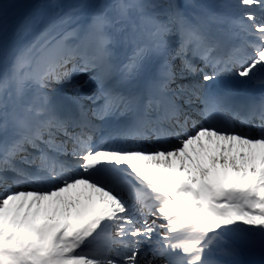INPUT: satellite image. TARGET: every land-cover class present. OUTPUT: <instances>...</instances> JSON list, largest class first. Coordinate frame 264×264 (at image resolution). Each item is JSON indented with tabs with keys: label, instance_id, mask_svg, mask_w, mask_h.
<instances>
[{
	"label": "snow or ice",
	"instance_id": "obj_1",
	"mask_svg": "<svg viewBox=\"0 0 264 264\" xmlns=\"http://www.w3.org/2000/svg\"><path fill=\"white\" fill-rule=\"evenodd\" d=\"M44 7L0 69V264H264V0Z\"/></svg>",
	"mask_w": 264,
	"mask_h": 264
},
{
	"label": "bare ground",
	"instance_id": "obj_2",
	"mask_svg": "<svg viewBox=\"0 0 264 264\" xmlns=\"http://www.w3.org/2000/svg\"><path fill=\"white\" fill-rule=\"evenodd\" d=\"M58 1H60L59 3L65 7L71 6L79 2V0H63V1L56 0V2ZM219 1L221 0H217L215 5H217ZM15 2L22 5V7L18 10V14L15 20L10 24V26L13 25L17 26L16 27L17 32L14 33L13 31L8 30L6 37L0 35V69H2L3 67L5 51L11 53L14 49H18V48L22 49L26 45H28L48 25L49 17L51 15L50 10L45 9L44 5L51 3L52 0H15ZM204 6L206 5L202 3V5L197 11L194 12L188 11L187 14L189 15L200 14L203 11H205ZM117 39H119V37ZM121 47L122 46L119 45V50H121ZM114 50L116 52V49ZM53 89L57 91L61 88L58 84H55L53 86ZM25 95H26V99L33 100L38 96V92L37 90L32 92L30 90L29 91L26 90ZM85 103H87V101H85ZM36 104L37 105L39 104L38 99H36ZM193 119L199 122L198 116H194ZM104 134H105L104 136H106L107 132ZM93 138L96 140H101V138L100 137L98 138L96 134L93 135ZM161 262H164L163 258H157V264Z\"/></svg>",
	"mask_w": 264,
	"mask_h": 264
},
{
	"label": "rangeland",
	"instance_id": "obj_3",
	"mask_svg": "<svg viewBox=\"0 0 264 264\" xmlns=\"http://www.w3.org/2000/svg\"><path fill=\"white\" fill-rule=\"evenodd\" d=\"M63 1V0H62ZM210 2L209 5H214V1L215 0H184V1H181V0H173V2H178L180 3L181 5H183V10L185 8V10H194V8L196 7V3L197 2ZM60 1H58L57 3H59ZM161 2H163V0H161ZM227 2V0H226ZM60 4V3H59ZM80 19V18H78ZM80 23L83 24V23H86V19H80ZM72 27H76V23L73 22ZM17 26H10L9 30L13 31L14 33L17 32ZM57 31H59V27L56 28ZM17 35V34H16ZM12 43V42H11ZM14 43V42H13ZM178 64H179V61H178ZM239 259L242 261V264H248L247 262H251L252 264H259V261L261 259L260 257V254L258 251L256 252H249V251H245L243 252L240 256H239Z\"/></svg>",
	"mask_w": 264,
	"mask_h": 264
}]
</instances>
